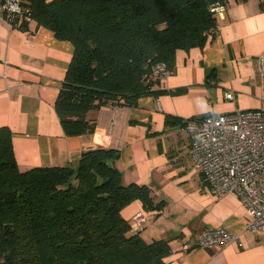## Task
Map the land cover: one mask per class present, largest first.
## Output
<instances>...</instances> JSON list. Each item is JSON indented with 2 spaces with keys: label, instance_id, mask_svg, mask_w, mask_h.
Masks as SVG:
<instances>
[{
  "label": "crops",
  "instance_id": "0c3cea01",
  "mask_svg": "<svg viewBox=\"0 0 264 264\" xmlns=\"http://www.w3.org/2000/svg\"><path fill=\"white\" fill-rule=\"evenodd\" d=\"M217 19V35L204 48L178 50L172 74L156 88L181 93L90 110L86 118L95 131L79 136L65 134L55 110L73 44L35 23L26 30L0 23V127L13 132L19 168L75 167L83 152L119 151L123 182L148 185L156 201H166L160 214L135 201L122 215L146 241L170 242L169 264H264V229L247 230L251 214L236 194L217 197L211 191L188 152L186 126L166 125L167 115L186 121L263 106L264 0H230L225 16ZM227 92L234 100L225 98ZM139 213L146 224L136 231ZM218 227L236 240L201 247V234Z\"/></svg>",
  "mask_w": 264,
  "mask_h": 264
},
{
  "label": "trees",
  "instance_id": "16d2710c",
  "mask_svg": "<svg viewBox=\"0 0 264 264\" xmlns=\"http://www.w3.org/2000/svg\"><path fill=\"white\" fill-rule=\"evenodd\" d=\"M217 3L230 0H28L32 22L74 46L55 103L65 134L93 133L90 110L181 93L156 89L153 69L173 71L178 50L204 48L217 35ZM186 122L166 116L167 126ZM120 156L98 148L75 167L23 171L12 130L0 127V264H169L170 242L146 241L122 215L135 201L160 214L166 201L148 185L125 184Z\"/></svg>",
  "mask_w": 264,
  "mask_h": 264
},
{
  "label": "built area",
  "instance_id": "2783aa9c",
  "mask_svg": "<svg viewBox=\"0 0 264 264\" xmlns=\"http://www.w3.org/2000/svg\"><path fill=\"white\" fill-rule=\"evenodd\" d=\"M28 0H0V23L11 27L31 24ZM228 3H217L212 12L225 16ZM262 83V103L258 109L209 115L187 120L190 137L188 152L195 168L203 175L217 197L236 194L250 211L247 230L258 233L264 229V53L259 57ZM172 74L165 64L153 69V80L163 81ZM6 77V75H4ZM227 100H234V93H225ZM146 217H134V228L142 230ZM236 236L224 227L208 228L200 236V246L206 249L233 243Z\"/></svg>",
  "mask_w": 264,
  "mask_h": 264
}]
</instances>
